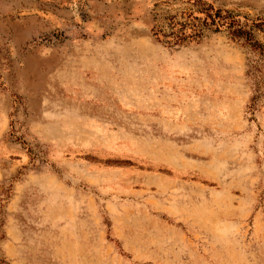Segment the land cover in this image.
Instances as JSON below:
<instances>
[{
	"label": "rangeland",
	"instance_id": "rangeland-1",
	"mask_svg": "<svg viewBox=\"0 0 264 264\" xmlns=\"http://www.w3.org/2000/svg\"><path fill=\"white\" fill-rule=\"evenodd\" d=\"M154 1L0 0V264H264V65Z\"/></svg>",
	"mask_w": 264,
	"mask_h": 264
},
{
	"label": "trees",
	"instance_id": "trees-1",
	"mask_svg": "<svg viewBox=\"0 0 264 264\" xmlns=\"http://www.w3.org/2000/svg\"><path fill=\"white\" fill-rule=\"evenodd\" d=\"M149 34L166 47L197 43L207 34L220 33L246 51V75L254 96L248 111L262 92L264 65V17H248L207 0H155L149 11Z\"/></svg>",
	"mask_w": 264,
	"mask_h": 264
}]
</instances>
